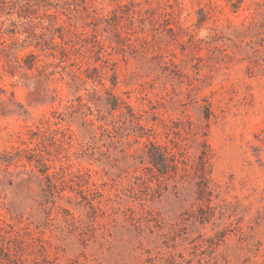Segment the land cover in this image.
I'll use <instances>...</instances> for the list:
<instances>
[{
  "label": "rangeland",
  "instance_id": "rangeland-1",
  "mask_svg": "<svg viewBox=\"0 0 264 264\" xmlns=\"http://www.w3.org/2000/svg\"><path fill=\"white\" fill-rule=\"evenodd\" d=\"M0 264H264V0H0Z\"/></svg>",
  "mask_w": 264,
  "mask_h": 264
}]
</instances>
